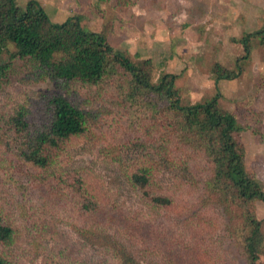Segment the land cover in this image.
<instances>
[{"label":"trees","instance_id":"obj_1","mask_svg":"<svg viewBox=\"0 0 264 264\" xmlns=\"http://www.w3.org/2000/svg\"><path fill=\"white\" fill-rule=\"evenodd\" d=\"M109 30H85L78 16L54 23L35 0H0V91L48 86L32 103L0 104V264H20L12 251L26 247L41 248L47 264H257L264 230L252 206L264 191L246 170L236 112L217 96L181 106L177 76L154 83L152 60L133 63ZM254 40L264 48V27L232 39L244 55L236 71L214 63L216 82L239 76ZM256 120L248 127L261 139ZM83 156L91 162L74 163ZM51 185L76 195L71 218L51 210ZM105 204H124L129 223L103 214ZM116 229L114 242L100 240ZM166 239L182 263L162 250Z\"/></svg>","mask_w":264,"mask_h":264},{"label":"rangeland","instance_id":"obj_2","mask_svg":"<svg viewBox=\"0 0 264 264\" xmlns=\"http://www.w3.org/2000/svg\"><path fill=\"white\" fill-rule=\"evenodd\" d=\"M29 1L16 0L18 6L22 8ZM35 1L40 3L47 16L54 23H61L68 17L78 16L82 27L88 31L99 33L105 26H110L107 39L115 49L124 52L133 63L145 58L152 60L154 68L152 80L154 83H157L162 72L164 73L161 70H165V68H172L171 70H173V65L181 61V67L178 66L174 72H178L175 86L179 92L180 105L183 107L209 101L216 97L217 90L220 101L218 105L226 111L236 112L238 123L243 127L241 140L246 148V170L254 174L255 179L264 191V134L259 139L248 127L253 120H256V114L261 115L256 123L264 126V48L254 40L251 57L248 61L240 63L242 70L236 79L220 80L216 87L212 83L208 84L211 68L215 63L214 60H217L219 56L222 57L223 53H226V56L235 52L237 55L243 54V48L232 42V39L241 38L243 34H246L245 31L255 32L260 28L262 29L264 22H262L260 28L255 27L257 24H254V26L248 24L249 26L244 30L243 25L246 23L243 24L239 20L237 24H228V33L225 30L226 28L223 30L212 29L208 26L209 21H205L203 18H205L204 12L214 4L215 0H126L120 4H117L116 0ZM259 1L262 6L258 8V11L263 20L264 0ZM242 2L247 3V6L252 10L251 1L242 0ZM187 4L189 5L187 6ZM124 6H126V10ZM178 20L180 23L182 22V25L176 27L179 24ZM166 32H168V36L173 35V38L171 36L166 41ZM233 44L239 46L234 47ZM210 46L218 49L217 56L214 52H212L214 54H211L208 51V49H211ZM10 49L13 50V47L10 46ZM209 56H211L212 61H209ZM242 56H238L237 59ZM181 58H183V61ZM6 59L7 55H0L1 62L6 61ZM219 62L224 68L237 70L236 59L232 61L222 59ZM183 66L191 68V76L189 69H182ZM47 87L43 83L30 85L13 81L11 86L4 87L0 91V104L5 103L6 98L22 96L26 97L24 99L25 104L32 103L36 99L37 93L45 91ZM85 159L86 157L83 156L81 159H76L74 163L82 162L81 160ZM88 161L91 162V159H86L84 163ZM101 168L105 167L101 166ZM105 174L111 175L109 168L106 169ZM107 181L110 186L115 187L110 179H107ZM116 183L118 184L117 181ZM50 188L49 197L53 204L50 206L51 210L54 209L56 216L59 218H66L67 216L71 218V209L74 208L72 203L76 202V195L64 189H58L54 185H51ZM120 189L121 200L125 201L131 210H143V207L126 188L121 187ZM109 195L113 196L112 194ZM105 199H107L106 194ZM252 208L256 217L263 221L264 230V202L257 201ZM127 210L124 204L119 206L105 204L102 213L115 216L119 225L122 226L129 223V218H125V215L128 214ZM141 221L145 225L142 228L147 230L151 224ZM120 231L117 229L107 231L110 233L108 235L110 238L103 237L100 240L102 242H114L116 239L114 236H121L118 234ZM167 242L169 241L166 239L162 243V250L170 258H175L177 262L182 263L178 250ZM24 249L25 252L13 250L12 258L20 264H47L45 262L46 254L41 248L34 249L32 247L31 249L26 247ZM257 264H264V255L260 257Z\"/></svg>","mask_w":264,"mask_h":264},{"label":"crops","instance_id":"obj_3","mask_svg":"<svg viewBox=\"0 0 264 264\" xmlns=\"http://www.w3.org/2000/svg\"><path fill=\"white\" fill-rule=\"evenodd\" d=\"M248 1H251L252 5H253L252 6V10L247 6V3L242 2V0H233L231 2H230V0H215L214 4L212 6H210L209 8H207L206 11L204 12V14H205L204 17L205 18H203V17L202 18L205 21H209L208 26L210 28H212V29L218 28V29H221V30L226 28L225 30H226L227 33H228V29H229L228 28V24H230V25L232 23H236L237 24L239 22V20L243 24L246 23V24L243 25L244 26V30L249 26L248 24H252L253 26H254V24H257V26H255V27L256 28H260V25L262 24V22H264V19L262 20V17H260L261 14H259L258 8L262 6V3L259 0H248ZM237 3H239V4L237 5ZM188 5L189 4H187V6ZM131 9H133V8H131ZM178 23L179 24H177L176 27L177 26L179 27V26L182 25V22L180 23L179 20H178ZM259 30H261V28L258 29L257 31H259ZM245 32H246V34L251 33V32L253 33V31H250V30L245 31ZM246 34H243L242 36H244ZM165 36L167 37V39H165L166 41H168L171 36H172L171 38H173V35H169L168 36V32H166ZM233 45H234V47L239 46V45H236V44H233ZM214 46H210L211 49H208V51L211 54L215 53V55L217 56V54L219 52L216 53L218 51V49L214 48ZM212 52H214V53H212ZM243 54H244V51H243ZM196 55H197V53H196ZM242 55H237V53L235 52V53H231L230 55L226 56V53H223L222 57L219 56L217 60H214V62L218 63L219 60H222V59H224L225 61H230V60L232 61V60H235V59L237 60V57L238 56H242ZM208 58L210 59L209 61H212L211 56H209ZM181 59L183 61V58H181ZM181 59H179V60H181ZM180 62L181 61H178L177 63H175V65H173L174 66L173 70H171L172 68L171 69L165 68V70H161V71H164V73L175 74L177 76L178 72L176 73L174 71H176L178 66L181 67L180 66ZM210 64H213V63H210ZM185 68L186 67L183 66L182 69H185ZM186 69L187 70L189 69L190 76H191V68H186ZM162 74H163V72H162ZM211 77H212V74L210 76V81H208V84L210 85L212 83L214 85V87H216L218 85V82H216L214 80V78L213 77L211 78ZM216 96L219 98L217 90H216ZM218 101H219V99H218ZM218 104H220V101L218 102Z\"/></svg>","mask_w":264,"mask_h":264}]
</instances>
